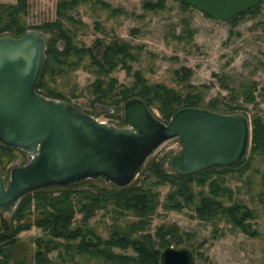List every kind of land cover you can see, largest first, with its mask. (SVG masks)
Returning a JSON list of instances; mask_svg holds the SVG:
<instances>
[{
    "label": "rangeland",
    "instance_id": "374dc122",
    "mask_svg": "<svg viewBox=\"0 0 264 264\" xmlns=\"http://www.w3.org/2000/svg\"><path fill=\"white\" fill-rule=\"evenodd\" d=\"M61 1L63 0H25L26 10L20 12L18 18L27 29L42 31L40 26L58 18L57 7ZM102 1L107 6L95 3L94 0L80 1L74 9L68 11L72 20H59L62 27L72 35L71 44L75 46L94 48L96 43L108 44L114 39L124 40L132 46L131 52L136 59L126 60L129 69L120 65L110 74L119 83L130 85L134 80V73L138 71L149 82L163 83L181 95H199L200 107H206L212 100L220 104H238L240 106L234 112L244 113L250 124L254 114L264 119V1L256 13L244 16L233 25L208 17L193 7L183 6L177 0H162L159 9H150L144 4L158 3L160 0ZM16 2L17 0H0V3L7 5H14ZM6 33L8 32L2 34ZM61 42H57L60 47ZM73 60L76 63L69 65L61 73L45 76V87L59 92L73 106L99 121L125 126L120 105H116L117 108L108 105L111 112H104L96 109V104L102 103L91 102L89 84L96 79V74L89 65L88 54L81 60L71 56L70 61ZM250 85L254 89L253 103H247L243 99L244 92L248 91ZM234 93L237 94L235 99L230 98ZM151 111L162 120L156 107H152ZM181 148L178 138L167 140L149 156L146 163L152 160L160 169L171 173L170 158L180 152ZM29 158L30 155L23 150H10L0 146V162L3 165L1 175L7 180L10 169L25 164ZM149 170L150 168L137 176L138 185L142 183L145 186L154 181ZM263 176L264 157L257 156L245 169L215 173L202 186L193 182L195 196L189 202L179 199L183 202L180 208L167 207V195L172 192L173 187L169 184L153 186L152 189L158 192V202L153 211L144 217L147 225L141 234L149 233L157 241L156 233L166 232L165 238L171 239V229H175L177 238L180 235L181 240L176 245L178 242L175 237L171 239L170 245L188 248L193 254L194 264H264V205L261 201L264 197L259 196L264 192ZM211 181L230 190V193L225 192L217 198L221 204L238 202L253 209V227L258 231V236L251 237L231 229L230 223L223 217L205 220L198 216L195 209L200 202L198 192L210 194ZM92 182L96 186L111 187L110 183L102 180L95 179ZM87 188L88 186L82 185L77 190ZM58 193L54 191L51 195L56 196ZM37 206L36 198L32 195L27 215L21 220L12 221V225L16 227L29 218L30 225L17 233L18 243L10 263L19 260L24 264H34L36 239L49 237L35 223L36 219L42 217ZM82 218L83 214L74 213L71 226L92 228L93 237L106 240L115 227L123 228L140 217L129 211L119 216L114 212L113 205H109L105 209H98L84 221V225L81 223ZM113 251L136 255L131 247L121 249L114 246ZM57 254L58 250L47 253L49 264H61ZM75 258V264H115L78 255ZM67 263L70 264L69 261Z\"/></svg>",
    "mask_w": 264,
    "mask_h": 264
},
{
    "label": "water",
    "instance_id": "95a60500",
    "mask_svg": "<svg viewBox=\"0 0 264 264\" xmlns=\"http://www.w3.org/2000/svg\"><path fill=\"white\" fill-rule=\"evenodd\" d=\"M219 21L227 22L260 0H179ZM47 34L27 29L0 35V143L30 155L28 162L0 174V226L28 193L100 179L116 187L130 185L149 156L165 141L178 138L182 148L170 158L183 176L213 167L232 166L245 158L250 120L241 112L223 113L200 106L178 109L164 122L139 96L123 104L125 126L99 121L70 102L36 90ZM98 111L111 112L102 104ZM161 264H194L186 247L166 246Z\"/></svg>",
    "mask_w": 264,
    "mask_h": 264
},
{
    "label": "trees",
    "instance_id": "16d2710c",
    "mask_svg": "<svg viewBox=\"0 0 264 264\" xmlns=\"http://www.w3.org/2000/svg\"><path fill=\"white\" fill-rule=\"evenodd\" d=\"M80 1L86 0L61 1L57 7L58 18L53 22H47L40 26L41 30L48 35V38L42 72L36 84L38 92L47 97L68 101L59 92L46 88L43 78L47 75L61 73L69 65L76 63L74 60L70 61L71 56H74L76 60H81L85 54H88L90 58L89 65L93 67V71L96 74V79L89 84L92 103L98 102L106 106L114 105L115 107L116 105H120L119 107L123 110V104L128 98L139 96L150 110L152 107L158 109L162 120H165L164 122H168L170 117L182 107L200 106L201 97L199 95L193 93L181 95L163 83L149 82L138 71L134 73V80L130 85L119 83L116 78L110 76L120 65L129 69L126 60L136 59L131 52L132 46L124 40L114 39L108 44L96 43L94 48L78 47L71 44L72 35L62 27L59 18L72 20L68 16V11L74 9ZM94 1L95 3L107 6L102 0ZM161 1L158 3L146 2L144 5L150 9H159L161 8ZM177 1L183 6L193 7L185 2ZM263 1L260 0L255 6L245 10L227 22L233 25L244 16L256 13ZM25 10V0H17L14 5L0 3V35L3 32L18 35L25 31L27 27L18 18V14L25 12ZM58 41H62L61 47L57 43ZM232 95L230 98L233 97V99L237 96L236 93ZM243 99L247 103L255 101L252 85L249 86L248 91L244 92ZM239 106L238 104L233 105L231 103L220 104L215 100L208 102L206 105L211 110L223 113L234 112ZM0 146L10 150L16 149L1 143ZM257 156L264 157V119L260 115L254 114L251 118V143L248 153L243 161L238 164L213 167L195 175L183 176L175 173L172 168L170 169L171 173H166L150 160L139 174L142 175L150 168L149 171L154 181L145 186L142 183L138 185L139 179H135L126 187L120 188L110 184L111 187L108 188L106 186H96L92 180L87 179L63 187L51 186L30 192L21 199L10 217L8 230L1 232L0 227V264H24L19 260L12 263L10 261L14 248L18 243L16 235L21 230L29 227L30 220L27 218V222L19 224L16 227L12 225V221L15 219L21 220L27 215L26 210L29 208L32 195L36 198L37 207L42 212V217L36 219L35 223L49 236L36 239L35 244L37 247L33 255L34 264H49L50 261L47 258V253L51 250H58L57 257L61 264H68L67 261L70 264H75L76 255L79 257L103 259L105 262H114L115 264H161V249L172 244L171 239H175L176 237L175 241L178 242L176 245H179L181 239L180 235L177 238L178 235L175 229H171V239L165 238L166 232H162L161 234L157 232V241H154L149 233L141 234V231L146 229L147 225L144 217L153 211L158 202V192H155L152 187L169 184V186L173 187V190L167 195V207L180 208L183 206V202L179 201V199H183L186 202L193 200L195 196V192L192 189L193 182L202 186L215 173L219 174L236 169H245L250 166L251 161ZM2 169L3 165L0 162V174H2ZM82 185L88 186V188L77 190V187H81ZM209 188L210 194L203 195L202 191L198 192L200 202L195 209L200 218L204 217L202 219L208 220L210 218L223 217L230 223L231 229L238 230L251 237L258 236V231L253 227V220L255 218L253 209L238 202L230 205L221 204L217 198L223 196L225 192L230 193V190L212 181L209 183ZM54 191L59 192L58 195L52 196L51 193ZM259 196L264 197V192L262 196L261 194ZM261 201L264 205V199H261ZM109 205H113L114 212L119 216L123 212L129 211L140 218L123 228L115 227L112 230L111 236L106 240H100L96 236L93 237L94 231L92 228H86L85 226L82 228L81 225L71 226L74 213L83 214L81 223L84 225V221L93 216L98 209H105ZM142 217L144 220H141ZM155 244L157 247H155ZM114 246L121 249L131 247L136 252V255L115 253L113 251Z\"/></svg>",
    "mask_w": 264,
    "mask_h": 264
}]
</instances>
